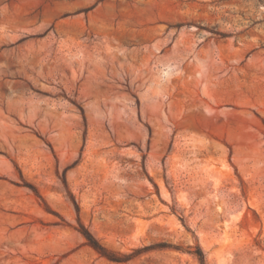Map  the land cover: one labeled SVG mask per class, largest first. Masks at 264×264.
Segmentation results:
<instances>
[{"label": "rangeland", "instance_id": "rangeland-1", "mask_svg": "<svg viewBox=\"0 0 264 264\" xmlns=\"http://www.w3.org/2000/svg\"><path fill=\"white\" fill-rule=\"evenodd\" d=\"M198 248L264 264V0H0V264Z\"/></svg>", "mask_w": 264, "mask_h": 264}, {"label": "trees", "instance_id": "trees-1", "mask_svg": "<svg viewBox=\"0 0 264 264\" xmlns=\"http://www.w3.org/2000/svg\"><path fill=\"white\" fill-rule=\"evenodd\" d=\"M81 233L83 234V236L85 237L88 245H90L93 249H95L97 252H99L101 255L111 259V260H114V261H123L124 258L122 257H119V256H112L110 254H107L105 248H103L99 243L98 241L92 236V234H90L88 231L84 230V231H81ZM195 254L197 255L199 261L201 264H204V254L202 252V250H200V248H198L196 251H195Z\"/></svg>", "mask_w": 264, "mask_h": 264}]
</instances>
